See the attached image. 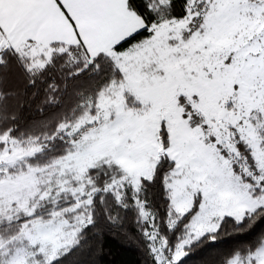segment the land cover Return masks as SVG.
<instances>
[{
  "label": "snow or ice",
  "instance_id": "snow-or-ice-1",
  "mask_svg": "<svg viewBox=\"0 0 264 264\" xmlns=\"http://www.w3.org/2000/svg\"><path fill=\"white\" fill-rule=\"evenodd\" d=\"M261 225L264 0H0V264H264Z\"/></svg>",
  "mask_w": 264,
  "mask_h": 264
},
{
  "label": "trees",
  "instance_id": "trees-1",
  "mask_svg": "<svg viewBox=\"0 0 264 264\" xmlns=\"http://www.w3.org/2000/svg\"><path fill=\"white\" fill-rule=\"evenodd\" d=\"M6 87L16 88L23 86L17 82L14 74H9ZM264 228V225L260 226ZM259 231V229H257ZM254 234H250L243 239H252ZM237 240L231 237H225L212 249H205L203 251H196L191 256L185 259V264H202V262L208 257L209 254H215L220 251H227L231 249ZM72 258H70L71 260ZM79 259L85 264H141L142 255L135 243L122 241L118 238L109 236L104 241V247L102 253H85L80 256Z\"/></svg>",
  "mask_w": 264,
  "mask_h": 264
}]
</instances>
